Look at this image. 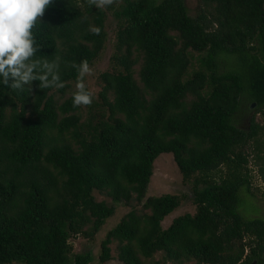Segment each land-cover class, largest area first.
<instances>
[{"label":"trees","instance_id":"obj_1","mask_svg":"<svg viewBox=\"0 0 264 264\" xmlns=\"http://www.w3.org/2000/svg\"><path fill=\"white\" fill-rule=\"evenodd\" d=\"M198 1L205 9L190 16L184 0H0V264H89L90 250L73 252L68 239L92 240L116 203L142 202L161 153L191 181L194 213L161 228L177 197H145L147 212L130 209L104 233L98 262L114 240L123 264L155 252L171 264H264V218L244 216L239 193L250 142L264 185L254 120L264 118V0ZM105 11L117 20L112 71L99 74L106 109L80 121L85 89L60 102L50 91L98 56ZM251 103L242 129L236 112Z\"/></svg>","mask_w":264,"mask_h":264},{"label":"rangeland","instance_id":"obj_2","mask_svg":"<svg viewBox=\"0 0 264 264\" xmlns=\"http://www.w3.org/2000/svg\"><path fill=\"white\" fill-rule=\"evenodd\" d=\"M14 4H21L20 0H11ZM104 3H97V5L103 7V5H116L119 0H104ZM185 5L188 9V14L190 16H195L204 10V6L198 0H184ZM104 19V31L106 34L104 45L102 50L99 52L98 56L80 73L77 80L68 81V86L64 88L63 92L56 91L53 89L51 92L54 99L58 102L68 97L72 92L84 88L88 100L86 102H80L78 113L80 116V121H84L91 116H96L98 113L106 109L105 106H100L99 92L101 89V81L99 79V74L105 71H112V65L110 62V55L112 53V43L114 41V33L116 30L117 20L111 15L109 11H105ZM173 34H176L173 31ZM189 54L193 56L190 58L189 64L187 65L186 71L188 74L194 70L197 66L196 55L197 52L188 50ZM20 62V61H19ZM141 58L139 57L136 64L132 66L133 78L138 85V69L140 67ZM18 64V63H17ZM107 98L111 100V94L108 92L106 94ZM192 99V96L188 95L185 101ZM242 109L236 112L237 126L245 129L248 125V119L251 112L254 109V105L249 109ZM254 120L259 124H264V118L258 113L254 112ZM264 132L258 134V139L260 140ZM252 144H247L246 147L242 148V154H247V163L245 167L247 168V176L249 178V189H239L240 195L246 200L243 212L244 216L247 217H261L264 218V185L261 181L259 175L258 166L259 160L253 158V153H250ZM221 168V167H220ZM223 172V170H222ZM191 191L192 184L191 181H183L181 175L174 164L172 156L170 153L159 154L152 164V172L150 175L149 183L146 187L144 197L148 196H158L162 194H172L178 199V205L167 215L163 217L160 222L161 228H165L171 221L172 218L183 213L193 214L195 211V205L191 202ZM93 197L96 201L104 200L107 204H110L109 199L102 193L97 191L92 192ZM137 203L134 200L128 203H116L114 205V211L111 216H109L98 231L94 234L93 239L89 240L81 235L72 236L68 239L72 245L73 252H82L90 250L92 255V260L89 264H123L116 258V242L113 240L109 244L110 248V258L104 262H98L99 254V242L103 238L104 233L114 226L115 223L130 209H134L137 213L147 212L142 210L141 203ZM246 249L244 250V252ZM192 261L184 262V264H191ZM142 264H171L169 261H165L163 258V252H155L152 254L151 258L142 259Z\"/></svg>","mask_w":264,"mask_h":264},{"label":"water","instance_id":"obj_3","mask_svg":"<svg viewBox=\"0 0 264 264\" xmlns=\"http://www.w3.org/2000/svg\"><path fill=\"white\" fill-rule=\"evenodd\" d=\"M253 105H254V103H251L250 106H253ZM246 264H256V261L253 259V260H251L250 262H248Z\"/></svg>","mask_w":264,"mask_h":264}]
</instances>
